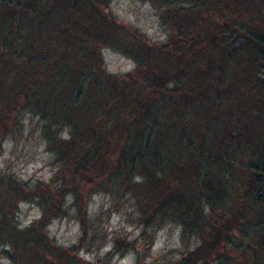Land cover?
Listing matches in <instances>:
<instances>
[{
  "label": "trees",
  "instance_id": "obj_1",
  "mask_svg": "<svg viewBox=\"0 0 264 264\" xmlns=\"http://www.w3.org/2000/svg\"><path fill=\"white\" fill-rule=\"evenodd\" d=\"M151 1L173 10L174 38L160 49H130L135 69L118 75L105 70L100 51L102 45L122 46L113 17L103 11L108 0H0V120L20 105L41 115L50 125L44 130L48 148L70 167L68 185L41 192L42 213L23 227L14 220L17 202L35 195L17 177L0 173V252L15 259V251H30L38 264L74 262V254L50 242L45 223L62 208L57 195L70 191L78 201L79 182L94 181L108 166L113 177L140 178L134 186L143 221L165 216L200 237L177 260L155 264H205L212 258L228 264L227 247L250 253L240 264H264V152L256 151L250 169L252 191L244 199H238L245 196L240 190L225 191L219 177L227 170L224 158L238 150L233 145L239 136L231 126L238 119L225 117L241 107L214 102L225 89L247 99L255 83L264 84V0H233L235 6L251 2L250 21L233 19L220 29L209 20L198 30L193 22L207 0ZM208 1L215 8L222 0ZM179 11L188 17L177 20ZM204 40L213 55L205 54ZM247 44L251 52L241 56ZM230 64L238 68L232 71ZM248 69L253 72L246 77ZM205 76L213 78L210 90ZM253 102L248 110L257 107ZM257 108H263L256 112L264 123V103ZM63 125L66 138L56 134ZM239 224L248 237L243 245L233 242L230 230Z\"/></svg>",
  "mask_w": 264,
  "mask_h": 264
},
{
  "label": "rangeland",
  "instance_id": "obj_2",
  "mask_svg": "<svg viewBox=\"0 0 264 264\" xmlns=\"http://www.w3.org/2000/svg\"><path fill=\"white\" fill-rule=\"evenodd\" d=\"M244 2L246 4L243 6L240 3L235 6L233 0H222L214 8L209 7L210 1L207 0V4L202 5L200 15L193 22L195 29L207 28L206 24L209 20L210 23L217 24L216 27L220 29H223L224 23H230L233 19L250 21L246 5L251 2ZM103 11L113 17L115 34L118 37L116 42L122 44L114 47L102 45L100 48L103 65L109 73L120 75L126 71H134L136 62L130 49H138L143 44L160 49V43L166 41L170 35V39L174 38L175 27L170 20L175 18L173 10L151 0H108ZM262 12L264 9L261 10ZM186 17L188 15L179 11L177 20L182 21ZM202 44H205L204 52L207 56L215 53L214 47H209L206 40ZM252 47L251 44L243 47L241 56H248ZM203 64L205 65L204 62ZM230 67L232 71L238 68L232 64ZM143 69H148V65H144ZM251 72L253 70L248 69V72L242 74L247 77ZM232 79L234 78L231 77L230 80ZM204 80L206 88L210 90L214 85L213 78L209 79L205 76ZM241 84L242 87L245 86L243 81ZM233 85L232 80L230 86ZM254 86L257 90H251L247 99L236 96L232 89H225V94L214 98L215 103H222L221 107L230 108V105L241 107L239 111L235 113L233 111L232 115L228 112L225 117L236 118L238 119L236 121H239L234 126L231 125L235 128L234 134L239 132V136L236 137L237 142L233 145L238 150L229 151V156L224 158L223 166L227 167L226 174L219 177L220 185L224 186L225 191H230L231 195H234L240 190L245 195L240 194L238 199H244L248 192L252 191L253 187L249 190L250 169L254 168L257 162L256 151L264 152L262 146L264 123H259L260 119L256 112L260 109L257 107L264 103V84L255 83ZM256 99L258 102L262 101L257 103ZM250 101H254L257 107L248 110ZM247 112L251 113L248 115ZM3 120L7 122L5 126ZM47 126L50 125L45 118L23 108L22 105L16 114L12 111L6 119L2 115L0 120V173L17 177L22 185L33 191L35 195H26L18 200L14 215L17 227L26 226L40 216L41 192L46 195L52 192L55 186L67 184L66 179L70 173L69 163L63 165L58 155L48 148L51 142L44 132ZM243 127L247 131L241 133L239 128ZM117 128H120V125ZM56 134L63 138L68 137V127L66 125L56 127ZM111 138L118 140L115 135ZM108 170L109 167L105 166L94 181L79 182L81 196L78 201L73 198L70 191H63L62 195L56 196L62 201V208L48 217L45 231L51 243L62 247L69 254H74V262L70 259L61 260L63 264L171 262L199 243L200 237L195 232L182 231L179 222L165 216L143 221L139 209V195L134 186L136 180L140 178L135 175L129 181L109 175ZM65 188L68 189V186ZM224 210L228 217L230 213L227 209ZM230 230L233 242L243 245L248 241V237L242 234V224ZM74 243L75 246L69 249L68 246ZM227 251L231 255L228 264H240L250 257L249 252L241 253L231 247H227ZM16 252L15 259L0 252V264L36 263L31 262L30 251L19 256ZM18 257L22 259H17ZM248 261L251 262V259ZM205 264H218V259H209Z\"/></svg>",
  "mask_w": 264,
  "mask_h": 264
},
{
  "label": "clouds",
  "instance_id": "obj_3",
  "mask_svg": "<svg viewBox=\"0 0 264 264\" xmlns=\"http://www.w3.org/2000/svg\"><path fill=\"white\" fill-rule=\"evenodd\" d=\"M23 226V225H22Z\"/></svg>",
  "mask_w": 264,
  "mask_h": 264
}]
</instances>
